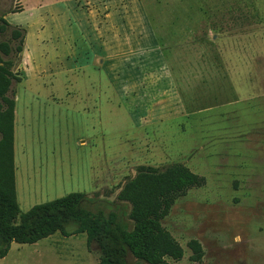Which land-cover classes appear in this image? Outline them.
Segmentation results:
<instances>
[{
  "label": "rangeland",
  "instance_id": "374dc122",
  "mask_svg": "<svg viewBox=\"0 0 264 264\" xmlns=\"http://www.w3.org/2000/svg\"><path fill=\"white\" fill-rule=\"evenodd\" d=\"M0 15L26 31L8 92L28 86L22 211L80 191L128 217L117 194L137 166L182 162L206 183L163 220L184 248L170 264H264V0H0ZM86 239L12 242L0 264H97Z\"/></svg>",
  "mask_w": 264,
  "mask_h": 264
},
{
  "label": "trees",
  "instance_id": "16d2710c",
  "mask_svg": "<svg viewBox=\"0 0 264 264\" xmlns=\"http://www.w3.org/2000/svg\"><path fill=\"white\" fill-rule=\"evenodd\" d=\"M8 30L9 36L0 40V258L8 254L12 242L36 243L61 232L65 236L86 233L88 246L95 243L99 247L97 264H130V254L146 264H170L168 258L182 259L184 248L163 220L180 196L206 183L205 176L182 162L163 168L137 166L135 175L127 178L117 194L130 206L128 217L124 203L107 212L99 201L80 191L22 211L15 175L16 100L8 92L14 80H21L13 67L24 50L26 31L0 15V34ZM70 224L76 226L73 231L68 230ZM188 246L191 260L201 262L205 254L202 243L193 238Z\"/></svg>",
  "mask_w": 264,
  "mask_h": 264
},
{
  "label": "crops",
  "instance_id": "0c3cea01",
  "mask_svg": "<svg viewBox=\"0 0 264 264\" xmlns=\"http://www.w3.org/2000/svg\"><path fill=\"white\" fill-rule=\"evenodd\" d=\"M28 70H29V68H28ZM25 75H26V77L25 78H23V80H24V82L26 81V79H27V77H28V73L26 72L25 73ZM28 80V79H27ZM27 83V82H26ZM24 86H22L19 90H18V92L17 93H15V95H14V97H15V100H16V107H15V129H14V136H15V139H14V153H15V175H16V188H17V195H18V177H17V170L19 171V168L21 167H19L18 165H17V161H16V124L18 123V121H17V101H18V96H19V93L21 92V90L22 89H26L28 86H25V84H23ZM38 93H40V92H37V94L36 93H34L35 95V97L37 98V97H39L40 95H38ZM21 120H22V126H24L25 127V124H26V122H27V118L25 119V117H21V119H20V123H21ZM0 137H1V134H0ZM39 161H40V159H39ZM22 161L20 160V163H21ZM19 163V164H20ZM26 163V162H25ZM57 198V197H56ZM19 201V200H18ZM20 204V203H19ZM77 234H86V233H77ZM54 235V234H53ZM73 235H75V234H73ZM52 236V235H51ZM87 236V235H86ZM50 237V236H49ZM87 240V239H86ZM40 241V240H39ZM88 242V241H87Z\"/></svg>",
  "mask_w": 264,
  "mask_h": 264
}]
</instances>
